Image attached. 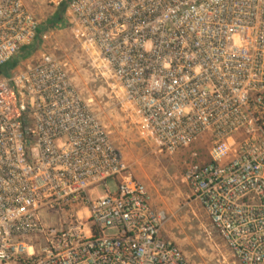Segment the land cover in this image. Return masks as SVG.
Instances as JSON below:
<instances>
[{
  "label": "built area",
  "instance_id": "2783aa9c",
  "mask_svg": "<svg viewBox=\"0 0 264 264\" xmlns=\"http://www.w3.org/2000/svg\"><path fill=\"white\" fill-rule=\"evenodd\" d=\"M49 1L160 152L208 140L184 180L237 263L264 264V0ZM38 28L0 0V67ZM165 220L61 59L0 76V264H190Z\"/></svg>",
  "mask_w": 264,
  "mask_h": 264
},
{
  "label": "rangeland",
  "instance_id": "374dc122",
  "mask_svg": "<svg viewBox=\"0 0 264 264\" xmlns=\"http://www.w3.org/2000/svg\"><path fill=\"white\" fill-rule=\"evenodd\" d=\"M22 2L41 28L57 9L49 0ZM43 33L46 38L39 39L38 47L16 70L34 64L46 53L61 59L84 102L122 153L128 172L146 186L151 205L165 214L163 237L176 244L190 264H238L184 180L189 164L208 161V140L202 139L172 155L160 152L142 128L131 120L132 111L119 87L111 76L98 69L93 56L81 44L76 28L66 22ZM105 186L112 190L115 183L108 180L91 190L90 195L104 196Z\"/></svg>",
  "mask_w": 264,
  "mask_h": 264
},
{
  "label": "trees",
  "instance_id": "16d2710c",
  "mask_svg": "<svg viewBox=\"0 0 264 264\" xmlns=\"http://www.w3.org/2000/svg\"><path fill=\"white\" fill-rule=\"evenodd\" d=\"M65 8H66L65 4L59 5L55 13L52 15V17L47 19V21L45 22V26L43 28L41 27L38 28V35L42 34L48 29L56 28L61 23L66 24V20L64 18ZM39 42H40L39 38L38 37L35 38L34 42L22 48L24 49L22 53L20 50L19 53L16 54L10 62L0 67V76H8L11 73V71H13L21 61L29 58L31 54L34 52V50L38 47Z\"/></svg>",
  "mask_w": 264,
  "mask_h": 264
},
{
  "label": "crops",
  "instance_id": "0c3cea01",
  "mask_svg": "<svg viewBox=\"0 0 264 264\" xmlns=\"http://www.w3.org/2000/svg\"><path fill=\"white\" fill-rule=\"evenodd\" d=\"M18 67V66H17ZM16 67V68H17ZM16 68L14 69V71L16 70ZM129 117L131 118V120H133V122H134V119L131 117V115L129 114ZM190 190V189H189Z\"/></svg>",
  "mask_w": 264,
  "mask_h": 264
}]
</instances>
